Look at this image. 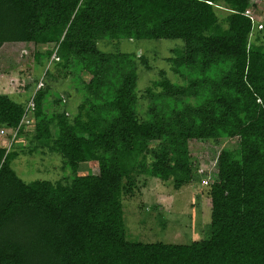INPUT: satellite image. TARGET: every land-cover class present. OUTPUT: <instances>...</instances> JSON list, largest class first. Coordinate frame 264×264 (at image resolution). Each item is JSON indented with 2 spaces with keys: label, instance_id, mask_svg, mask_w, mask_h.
<instances>
[{
  "label": "trees",
  "instance_id": "16d2710c",
  "mask_svg": "<svg viewBox=\"0 0 264 264\" xmlns=\"http://www.w3.org/2000/svg\"><path fill=\"white\" fill-rule=\"evenodd\" d=\"M250 6L0 0V47L54 46L33 53L34 65L48 64L39 88L36 76L22 100L0 93V127L17 128L28 110L37 145L73 171L25 181L11 164L18 152L0 146V264H264V11L252 20ZM142 39L180 42L165 58L171 75L160 68L139 89L150 60L103 43ZM222 138L237 143L215 160L210 234L188 244L129 239L122 201L140 191L138 177L178 189L196 176L191 141ZM83 162L98 172L78 173Z\"/></svg>",
  "mask_w": 264,
  "mask_h": 264
},
{
  "label": "rangeland",
  "instance_id": "374dc122",
  "mask_svg": "<svg viewBox=\"0 0 264 264\" xmlns=\"http://www.w3.org/2000/svg\"><path fill=\"white\" fill-rule=\"evenodd\" d=\"M250 13L255 20H262L264 0H250ZM176 42L180 40L142 39L122 43L105 41L104 48L113 50H134L137 55H143L150 60L153 68L140 75L139 89L150 84L151 78L158 75V70L169 71L166 57L169 56ZM53 43L35 46L33 43H4L0 47V93L9 94L21 99L27 92L35 90V84L40 82L45 73V66H36L33 60L35 50L45 52L53 49ZM53 56V55H52ZM52 68V67H51ZM50 68V69H51ZM36 76L37 79L36 82ZM85 79L88 77L84 74ZM42 81V80H41ZM36 82V83H35ZM44 83V82H43ZM56 81H53V85ZM63 81L57 82L62 89ZM63 100H65V97ZM74 106L75 101L70 102ZM32 123V122H31ZM33 125L26 126L14 141L8 144V136H0V146H10L18 153L12 160V167L25 181L33 179L58 180L73 175V171L65 163L63 155L46 147L37 145L33 135ZM237 139L222 138L221 144L206 140H192V154L195 178L178 189L171 181H162L155 177L141 175L138 177L140 191L136 196L124 198L123 211L126 235L129 239L141 242H164L188 244L195 240L206 238L210 234V200L208 187L217 177L216 157L220 147ZM78 173H97L98 168L88 162L80 163ZM206 181V183H204Z\"/></svg>",
  "mask_w": 264,
  "mask_h": 264
},
{
  "label": "built area",
  "instance_id": "2783aa9c",
  "mask_svg": "<svg viewBox=\"0 0 264 264\" xmlns=\"http://www.w3.org/2000/svg\"><path fill=\"white\" fill-rule=\"evenodd\" d=\"M248 15H250L251 19L252 20H255L254 17L250 14V13H246ZM260 27V25H259ZM42 85V81L40 80V82L37 84V88H39L40 86ZM30 106H32V103L30 101L29 103ZM31 124V118H30V112L28 110H26V112L23 114L20 122H19V125L17 128H5V127H1L0 128V136L2 135H7L8 136V144H10L12 141L15 140L16 136H17V131H18V128L19 126H29ZM7 148H9L8 146H6ZM204 183H206V181H204Z\"/></svg>",
  "mask_w": 264,
  "mask_h": 264
},
{
  "label": "clouds",
  "instance_id": "9594fccd",
  "mask_svg": "<svg viewBox=\"0 0 264 264\" xmlns=\"http://www.w3.org/2000/svg\"><path fill=\"white\" fill-rule=\"evenodd\" d=\"M1 128V127H0Z\"/></svg>",
  "mask_w": 264,
  "mask_h": 264
}]
</instances>
